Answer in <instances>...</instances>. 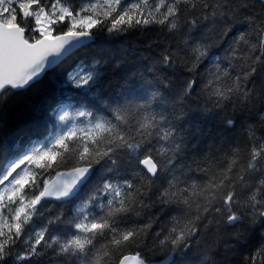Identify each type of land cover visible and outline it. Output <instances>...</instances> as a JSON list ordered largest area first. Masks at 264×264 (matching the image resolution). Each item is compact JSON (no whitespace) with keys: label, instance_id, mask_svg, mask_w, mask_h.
<instances>
[{"label":"snow or ice","instance_id":"obj_1","mask_svg":"<svg viewBox=\"0 0 264 264\" xmlns=\"http://www.w3.org/2000/svg\"><path fill=\"white\" fill-rule=\"evenodd\" d=\"M101 32L158 34L118 93L100 60L67 66ZM33 90L60 130L20 151L2 109ZM257 224L264 0H0V264H264Z\"/></svg>","mask_w":264,"mask_h":264},{"label":"trees","instance_id":"obj_2","mask_svg":"<svg viewBox=\"0 0 264 264\" xmlns=\"http://www.w3.org/2000/svg\"><path fill=\"white\" fill-rule=\"evenodd\" d=\"M157 37V33L141 35L140 33L133 32L125 36H108L106 33H97L93 37V41L88 44L87 54L78 50L75 56L67 61V66H71L77 58L84 59L86 62H91L95 59L100 60L101 66L106 69L111 90L118 93L122 75L142 63L141 57L149 54L150 51L145 45ZM112 59H123L125 62L119 67L112 63L105 64L106 60ZM39 101L40 91L33 90L9 99L3 106L2 110L9 126L6 132L7 138L17 139L20 151L30 149L33 144L36 146H40L41 142L47 144L60 130L59 127L46 126V118L36 119L33 109L39 104ZM204 126L211 129L214 134L218 133L221 137L237 141L243 139L239 127L235 131L225 132L216 127L212 122H208ZM49 132L51 136H49ZM150 211L160 217L159 224L155 225V229L159 231L160 227L166 224L167 216L163 212H158L156 208ZM254 227L256 230L255 232H250V239L256 241L259 239L261 232H264V228H261L258 224ZM205 242L211 243L212 237H205ZM200 247L193 246L188 256V264H199L201 256ZM240 255L241 250L237 247L230 254V259L238 261ZM223 256L224 251L221 249L219 258L222 259ZM156 259H159V257H156Z\"/></svg>","mask_w":264,"mask_h":264},{"label":"water","instance_id":"obj_3","mask_svg":"<svg viewBox=\"0 0 264 264\" xmlns=\"http://www.w3.org/2000/svg\"><path fill=\"white\" fill-rule=\"evenodd\" d=\"M93 41V39L91 41H88L87 44L91 43ZM128 264H136L135 261H129Z\"/></svg>","mask_w":264,"mask_h":264}]
</instances>
